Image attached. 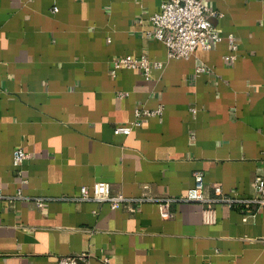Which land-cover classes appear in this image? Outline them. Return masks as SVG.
<instances>
[{"label":"crops","instance_id":"1","mask_svg":"<svg viewBox=\"0 0 264 264\" xmlns=\"http://www.w3.org/2000/svg\"><path fill=\"white\" fill-rule=\"evenodd\" d=\"M161 1L0 0V264L80 253L89 264H264V207L253 201L216 202L206 222L196 200L171 201L162 217L155 200L69 198L97 181L129 197L182 195L196 170L204 194L218 183L249 197L264 176V0H204L233 37L230 59L225 38L167 58L143 35ZM126 53L162 65L110 74ZM156 107L113 131L134 108ZM15 146L29 154L18 167Z\"/></svg>","mask_w":264,"mask_h":264},{"label":"built area","instance_id":"2","mask_svg":"<svg viewBox=\"0 0 264 264\" xmlns=\"http://www.w3.org/2000/svg\"><path fill=\"white\" fill-rule=\"evenodd\" d=\"M55 9V7H53ZM221 12L207 7L204 0H162L159 9L150 13L148 16L150 27L143 31L145 37H153L160 40L165 45V54L167 58H185L188 57L196 47L208 49L211 44L222 38L228 43V52L225 58L234 57L235 44L230 33L221 35L211 17L221 16ZM110 74L114 75L118 67L139 69L144 75H147L150 67H160L162 61L159 59H149L144 54L131 55L119 54L110 60ZM206 70L202 64H196L193 67V73L198 74ZM126 92H119V96L125 95ZM160 107L155 109L134 108V118L125 125H116L113 131L128 133L132 125L139 123L141 114L150 115L159 112ZM29 156L28 152L21 147L15 146L11 152V163L18 167L24 159ZM193 182L182 195H164L161 197H152L142 193L137 197H129L118 191H110L108 183L97 181L93 184L92 192L88 193L86 186L79 188V194L70 196V199H91L98 202H107L110 208L125 205L131 200H155L157 202L158 212L162 217L171 215L169 204L176 200H196L202 203V219L206 222L212 221L213 205L216 202H223L228 206H240L241 203L253 201L257 207H264V176L255 175L251 185L254 193L249 197H238L221 191L220 185H212V195L204 194L203 178L199 171L192 172ZM19 194V191H17ZM1 195V193H0ZM35 204L39 206L42 197L35 198ZM245 219V216L242 217ZM104 264H108L107 257H103ZM46 264H89L86 255L80 253L77 255L63 254L55 257L54 260Z\"/></svg>","mask_w":264,"mask_h":264}]
</instances>
